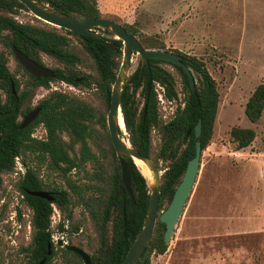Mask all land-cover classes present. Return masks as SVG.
I'll list each match as a JSON object with an SVG mask.
<instances>
[{"label": "trees", "instance_id": "obj_1", "mask_svg": "<svg viewBox=\"0 0 264 264\" xmlns=\"http://www.w3.org/2000/svg\"><path fill=\"white\" fill-rule=\"evenodd\" d=\"M36 1L47 5L57 13L92 19L102 18L97 7V0ZM20 11H27V9L17 0H0V46L3 48V51L0 50V90L7 96L5 101H2L0 97V189L3 188L2 177L13 172L14 158L22 156L26 164V174L15 183V188L24 195V204L31 211L30 242L20 250L24 257L23 264H40L42 260H45L44 264H50L51 259L56 255L49 230L52 204L64 214L63 219L68 221V239L80 230L81 223L74 222L73 202L68 190L57 187L45 188L39 178V169L26 162L27 158L36 161L37 164L49 160L51 165L61 171L64 176L71 169L76 168L78 164L73 162L61 146L58 136L62 133L69 134L80 143L79 162L99 164L101 158L109 159L110 163L111 159L115 161V164H111L107 189L94 188L99 196H88L86 199L80 196L78 204H82L88 211L97 236L93 254L87 253L92 264H121L143 227L149 200V189L145 177L133 161L127 158L135 202L131 209L125 189L121 185L120 167L107 130L106 116L109 110L111 88L120 68L123 47L119 45L113 52L102 45V42L107 40L103 36L99 40L90 37L80 38L72 32L54 28L36 18L34 19L41 25L19 22L14 15ZM111 20L116 22L115 19ZM121 26L127 33L137 36L132 25ZM70 36L79 41L81 44L79 49L73 46ZM138 41L145 49L165 48L161 42ZM12 47H16L38 63L41 62L40 54L56 60L60 66L54 68V78L36 79L23 71L28 81L25 89L19 94L17 79L7 67L8 55L13 56ZM177 54L181 56L184 64L197 74L194 92L183 70L172 65L182 77L183 92L180 98L175 88L176 82L173 75L160 66L165 62L149 60V70L144 67L140 74V66H138L128 77L120 102L125 129L129 135L127 140L131 146L140 154L150 157L159 170H161L159 162H167L161 176L159 213L167 208L176 187L181 182L187 163L194 156L196 141L200 142L202 152L210 145L220 101L217 83L205 64L195 57ZM85 61L91 63L90 73L79 69ZM17 66L21 68L18 63ZM51 81L63 82L77 90L94 91L100 105L93 106L76 95L51 91L39 101L40 112L35 122L26 128H20L17 117L20 114L23 98L37 87L48 89ZM148 83H151L149 96H147ZM155 84L162 86L166 101L177 103L167 121L162 120L157 95L154 92ZM12 87L15 93L12 92ZM139 89L144 98L140 111L136 99ZM263 111L264 84H260L248 98L244 114L251 123L255 124L260 120ZM199 121L201 131L196 140L194 128ZM38 125H42L45 130L44 140L31 137L33 129ZM154 131L160 135V144L156 150L153 149ZM229 137L235 151H242L253 143L256 133L252 129L235 126L230 129ZM92 148L96 149L95 153ZM97 155L100 157L98 158ZM69 189L72 193H76L74 187L69 186ZM37 191L49 192L53 197L52 202L30 195ZM16 214L20 219L21 210L17 209ZM109 225L110 234L107 235ZM58 227L59 231L63 230L62 224ZM164 232L165 225L158 220L151 240L149 256L165 253L167 246L164 243ZM68 243L80 249L83 247L81 240L74 243L69 239ZM49 251L50 254H48ZM60 251L65 257L64 264H74L71 262L74 260L77 261L75 264H81V260L71 252L65 249ZM145 264H150L149 257Z\"/></svg>", "mask_w": 264, "mask_h": 264}, {"label": "rangeland", "instance_id": "obj_2", "mask_svg": "<svg viewBox=\"0 0 264 264\" xmlns=\"http://www.w3.org/2000/svg\"><path fill=\"white\" fill-rule=\"evenodd\" d=\"M97 7L102 18L115 19L120 25H132L137 40L161 42L165 48L160 50L200 59L215 79L219 92L213 137L201 154L200 171L192 192L165 253L151 254L150 264H264V111L255 124L244 114L252 92L264 84V0H97ZM14 18L19 22L41 25L28 10L20 11ZM97 33L107 41L115 40L110 32L99 29ZM70 37L73 46L79 49V41ZM0 50L3 51L1 46ZM40 60L50 69L60 66L45 54H40ZM139 61L140 57L134 54L128 77L138 68ZM160 66L173 75L175 88L182 98L180 73L170 64ZM7 67L21 84L28 81L13 56L8 55ZM79 69L90 73L91 63L85 61ZM191 73L196 83L197 74L193 70ZM50 88L76 95L93 106L100 105L94 91L77 90L58 82L51 84ZM140 92L141 89L136 95L139 111L144 102ZM154 92L162 120L167 121L177 103L166 101L162 86L158 84L154 85ZM31 94L24 102L22 112L34 107L48 91L38 89ZM235 126L256 133L253 143L242 151H235L229 137L230 129ZM122 130V138L127 140L128 132ZM32 134L37 140L46 138L42 125L36 126ZM58 137L62 148L78 164L76 168L64 176L49 160L37 164L27 158L26 162L39 169V178L45 188L68 190L73 202L74 222L81 223L80 230L69 239L74 243L83 241L82 249L91 255L97 236L88 211L78 204L79 199L80 196L84 199L98 197L94 188L107 189L111 164L115 161L111 159L110 163L109 159L101 158L99 164L81 163L80 143L67 133ZM159 144L160 135L154 131L153 149L156 150ZM92 151L95 153L96 149L92 148ZM166 166L167 162H159L161 174ZM2 180L0 264H23L20 250L30 242L31 211L15 188L17 177L5 175ZM69 186L74 187L76 193H72ZM17 209L21 210L20 219ZM54 209L59 211L60 218H64L54 205L52 213ZM107 232L109 235L110 225ZM56 237L61 236L57 234ZM63 259L62 251H57L50 264H63ZM71 262L75 264L77 261Z\"/></svg>", "mask_w": 264, "mask_h": 264}, {"label": "water", "instance_id": "obj_3", "mask_svg": "<svg viewBox=\"0 0 264 264\" xmlns=\"http://www.w3.org/2000/svg\"><path fill=\"white\" fill-rule=\"evenodd\" d=\"M17 1L21 3L36 19L50 26L72 32L78 37H90L99 40L101 39V36L97 33L99 29L110 32L117 42L107 40L102 42V45L110 51L114 52L119 45H123V54L120 68L111 88L110 104L106 116V124L111 144L113 146L120 167L121 185L125 189L131 209L134 207L135 202L130 184V170L127 158H130L133 163L134 159L141 161L148 167L152 174L151 183L148 184L146 181L149 189V200L143 227L137 234L135 240L133 241L131 247L129 248L121 263L145 264L146 260L149 257V248L154 234L156 222L159 220V222L165 225V232L163 237L165 245H168L198 177L200 171L202 150L200 142L197 139L200 136L201 123L199 121L194 128V137L197 140L195 143L194 156L188 161L182 180L176 187L169 205L164 211L159 213V195L162 174L150 157L140 154L131 146L128 140L125 141L122 138L123 130L119 125L120 118L123 123L124 130L125 125L120 108L121 95L124 85L128 79V71L130 69L131 59L134 54L140 57V74L144 67L149 70V60L162 61L170 65L178 66L185 73L190 88L194 92L196 83L191 70L184 64L181 56L178 54L160 49L143 48L135 36L127 33L120 24L113 20L107 18L92 19L57 13L51 10L47 5L36 0ZM12 53L15 60L30 75L37 78L54 76L52 70L45 68L35 61L31 60L16 47H12ZM150 87L151 84H147V94H149L150 92ZM38 112L39 109H36L29 113L25 117L23 123L20 125V128H24L29 123H31L36 118ZM145 113L146 106L144 108V115ZM30 195L45 199L49 202H52L53 200V197L45 191L32 192L30 193ZM122 216L125 230L126 220L124 206L122 208ZM58 245L61 246L63 245V243L59 241ZM64 248L81 259L83 264H92L90 256L82 249L72 245H65ZM49 253L50 252H48V254ZM43 263L44 261L42 260L40 264Z\"/></svg>", "mask_w": 264, "mask_h": 264}, {"label": "flooded vegetation", "instance_id": "obj_4", "mask_svg": "<svg viewBox=\"0 0 264 264\" xmlns=\"http://www.w3.org/2000/svg\"><path fill=\"white\" fill-rule=\"evenodd\" d=\"M102 37V36H101ZM80 38H82V37H80ZM84 38H86V37H84ZM112 42H116V41H112ZM23 53V52H22ZM24 54V53H23ZM26 55V54H25ZM27 56V55H26ZM14 57V56H13ZM28 57V56H27ZM29 58V57H28ZM15 59V58H14ZM31 59V58H30ZM31 60H33V59H31ZM33 61H35V60H33ZM36 62V61H35ZM18 63V62H17ZM36 63H38V62H36ZM19 64V63H18ZM38 64H40V65H42L43 67H45L43 64H42V62H40V63H38ZM20 65V64H19ZM21 66V65H20ZM139 66H140V63H139ZM21 68H22V70L23 71H25L24 70V68L21 66ZM45 68H47V67H45ZM48 69H50V68H48ZM50 70H54V69H50ZM26 72V71H25ZM27 73V72H26ZM53 73H54V71H53ZM142 73V72H141ZM27 74H29V73H27ZM30 75V74H29ZM32 76V75H31ZM32 77H34V76H32ZM34 78H36V79H39V78H42V79H53L54 78V76L53 77H46V78H44V77H34ZM17 79V78H16ZM17 82H18V84H19V94H20V92L22 91V90H24L25 89V85H26V83H24V84H21L18 80H17ZM53 83H56V82H53V81H51V82H49V88L48 89H46V88H44V87H37L36 89H34V91H32L31 93V95H33V93L35 92V91H37L38 89H44V90H47L48 91V94L51 92V91H59V90H57V89H52V88H50V85L51 84H53ZM60 83H63V82H60ZM65 84V83H64ZM149 84V83H148ZM151 84V83H150ZM150 90H151V87H150ZM12 92L13 93H15V90L13 89V87H12ZM30 93H28L24 98H23V102H22V105H21V110H20V114L18 115V117H17V121L20 123V125L23 123V121H24V119H25V117L29 114V113H31L32 111H34V110H36V109H39V112H40V108L38 107V103H39V101L41 100V99H43L45 96H43L42 98H40L37 102H36V105L34 106V107H32V108H29V109H26V110H24L23 112H22V106H23V104H24V102L25 101H27V100H29L30 99V95H29ZM47 94V95H48ZM149 94H150V92H149ZM149 94H147V96H149ZM29 95V96H28ZM46 95V96H47ZM0 97H1V99H2V101H5L6 100V93L4 92V91H2V90H0ZM39 112H38V114H37V116H36V118L31 122V123H29L27 126H25L24 128H26V127H28V126H30L31 124H33L34 122H35V120L37 119V117H38V115H39ZM31 137L32 138H34V136H33V134H31ZM35 139V138H34ZM17 157H19V159H20V161H21V165H22V168H23V173L22 174H20L19 176H17V181H19L20 179H22L24 176H25V174H26V164H25V162L23 161V158H22V156H17ZM18 191V190H17ZM45 192H47V191H45ZM49 193V192H48ZM18 194H19V197H20V199L22 200V202L24 203V195L20 192V191H18ZM50 194V193H49ZM53 205L54 204H52V207H53ZM55 206V205H54ZM56 207V206H55ZM62 219V221L59 223V224H62V228H63V230L62 231H59V227L57 228V230H58V232H59V235L61 236V238H58L57 240H55V242L53 241V239H51V241H52V243H53V245L55 246V251L57 252V251H60V249H65L64 248V246L65 245H70L69 243H68V240H67V237H68V234H67V231H68V221H66V220H64L63 218H61ZM64 222H65V224L67 225L66 227H64ZM58 224V225H59ZM59 241H61L62 243H63V245H61V246H59L58 245V242ZM66 250V249H65ZM50 252V251H49ZM50 254V253H49ZM74 255V254H73ZM78 258V257H77ZM81 260V259H80ZM44 261V263H45V260H43ZM43 263V264H44ZM64 264V263H63Z\"/></svg>", "mask_w": 264, "mask_h": 264}, {"label": "built area", "instance_id": "obj_5", "mask_svg": "<svg viewBox=\"0 0 264 264\" xmlns=\"http://www.w3.org/2000/svg\"><path fill=\"white\" fill-rule=\"evenodd\" d=\"M22 173H23V168L21 165V161H20L19 157H15L14 158V165H13V172L10 175L14 174V177H17ZM61 221H62V219L60 218L59 211L54 209V212L50 216V226H49V230L53 231V233L51 234V239H53L54 242L58 238H61V237H56L57 234H59V232L57 230V228H58L57 226ZM66 226L67 225L64 222V227H66Z\"/></svg>", "mask_w": 264, "mask_h": 264}, {"label": "bare ground", "instance_id": "obj_6", "mask_svg": "<svg viewBox=\"0 0 264 264\" xmlns=\"http://www.w3.org/2000/svg\"><path fill=\"white\" fill-rule=\"evenodd\" d=\"M119 125L123 129V123L121 121V118L119 119ZM134 163L136 164V166L138 167L142 175L145 177L147 183L150 184L152 181V174L150 170L148 169V167L144 163L136 159H134Z\"/></svg>", "mask_w": 264, "mask_h": 264}]
</instances>
